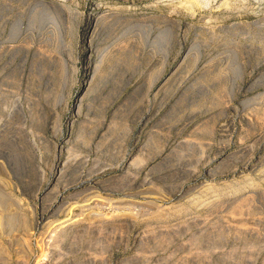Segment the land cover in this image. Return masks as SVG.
Returning <instances> with one entry per match:
<instances>
[{
    "label": "rangeland",
    "instance_id": "1",
    "mask_svg": "<svg viewBox=\"0 0 264 264\" xmlns=\"http://www.w3.org/2000/svg\"><path fill=\"white\" fill-rule=\"evenodd\" d=\"M0 264H264V0H0Z\"/></svg>",
    "mask_w": 264,
    "mask_h": 264
}]
</instances>
